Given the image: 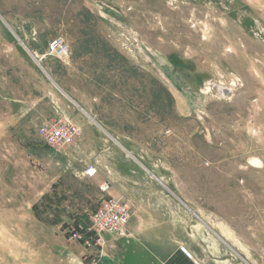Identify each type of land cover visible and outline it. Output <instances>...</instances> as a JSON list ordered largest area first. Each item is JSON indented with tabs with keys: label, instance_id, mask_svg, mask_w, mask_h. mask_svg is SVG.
Instances as JSON below:
<instances>
[{
	"label": "rangeland",
	"instance_id": "374dc122",
	"mask_svg": "<svg viewBox=\"0 0 264 264\" xmlns=\"http://www.w3.org/2000/svg\"><path fill=\"white\" fill-rule=\"evenodd\" d=\"M91 163L126 236L80 223ZM94 258L264 264V0H0V264Z\"/></svg>",
	"mask_w": 264,
	"mask_h": 264
},
{
	"label": "built area",
	"instance_id": "2783aa9c",
	"mask_svg": "<svg viewBox=\"0 0 264 264\" xmlns=\"http://www.w3.org/2000/svg\"><path fill=\"white\" fill-rule=\"evenodd\" d=\"M38 133L48 145L57 150L74 145L79 130L67 120H59L42 124ZM84 173L92 177L97 173V169L89 166ZM111 187L110 181H104L100 184V190L105 194V197L99 207L90 215L91 226L87 227L99 238H103L104 234L128 235V224L132 216L131 207L124 198L111 195ZM74 236H80L78 231L74 233ZM97 262L98 260L94 258L88 264H96Z\"/></svg>",
	"mask_w": 264,
	"mask_h": 264
},
{
	"label": "crops",
	"instance_id": "0c3cea01",
	"mask_svg": "<svg viewBox=\"0 0 264 264\" xmlns=\"http://www.w3.org/2000/svg\"><path fill=\"white\" fill-rule=\"evenodd\" d=\"M89 166H93L94 168L97 169V173H96L95 175H97L98 178L100 177V182H99V183H102V182H104V181H110V180H107V178H109L107 175H105V176L102 175V176H101L100 172L98 171V167H97L94 163L89 164L88 167H89ZM112 167H113V171H115V173L121 175L122 177H126V176L128 175V172H127V173L122 172L121 168L117 165V163H116V165L112 164ZM129 170H130V169H129ZM83 175L86 176V177H90V176H88V175H85L84 172H83ZM110 182H111V181H110ZM117 186H118V185L116 184V186H114V189H113V183H112V187H111L110 192H111L115 197H121V198L126 199L125 195L122 194L123 191H122L121 188L118 189L119 191H118V190H115V188H116V189L119 188V187H117ZM120 193H121V194H120ZM80 223H86V224H87V223H90V215H88V216L85 215V217H84L83 219H80Z\"/></svg>",
	"mask_w": 264,
	"mask_h": 264
},
{
	"label": "water",
	"instance_id": "95a60500",
	"mask_svg": "<svg viewBox=\"0 0 264 264\" xmlns=\"http://www.w3.org/2000/svg\"><path fill=\"white\" fill-rule=\"evenodd\" d=\"M129 153V152H128Z\"/></svg>",
	"mask_w": 264,
	"mask_h": 264
}]
</instances>
